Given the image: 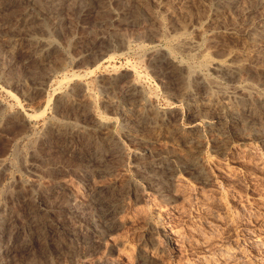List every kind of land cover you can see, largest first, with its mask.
Masks as SVG:
<instances>
[{"label":"rangeland","instance_id":"1","mask_svg":"<svg viewBox=\"0 0 264 264\" xmlns=\"http://www.w3.org/2000/svg\"><path fill=\"white\" fill-rule=\"evenodd\" d=\"M72 1L76 4L64 0L59 13L42 17L43 10L28 0H0V130L4 129L3 134L0 131V264H137L139 252L153 264H230L224 253L236 246L250 259L247 263L264 264V256L248 242L264 227V133L255 138L251 131H264V104L252 93L248 98L234 90L245 80L244 84L264 90V51L247 54L245 36L218 37L213 32L229 27L242 30L264 20V0H241L237 7L220 10L216 9L222 0ZM83 6L88 11L82 13ZM28 11L39 12V18L10 26ZM179 31L199 42L202 51L219 49L223 54L231 49L237 62L245 60L246 69L236 76L206 69L224 95L214 88L209 99V89H196V80H179L183 77L179 73L162 77L151 66L152 46L163 49L166 39ZM9 40L16 45L14 53L12 45L6 44ZM178 51L177 56H185L184 50ZM27 54L35 61L27 63ZM4 68L6 76L1 74ZM120 70L124 75L117 86L104 89L105 79ZM135 72L142 97L152 96L155 111L172 109L154 135L145 133L153 110L146 111V119L137 113L124 116L131 105L129 97L124 99L127 102L118 97ZM76 83L80 84L76 96L86 104L60 105L64 93ZM182 84L192 86L193 94L185 92L192 88ZM32 88L37 92L31 97ZM222 104L251 106L254 115L209 129L208 122L224 117ZM9 115L18 120L16 127L6 121ZM100 118L107 123L102 130ZM109 129L114 138L105 137ZM127 131L137 140L128 139ZM188 152L198 155L201 175L182 164ZM165 160L172 169L163 173L167 189L159 194L149 185L147 173ZM96 187L107 190L118 205L109 216L112 227L107 233L98 234L93 225L74 218L66 221V213L63 216V212H79L92 220L98 209L89 196ZM39 196H46L40 205ZM30 203L33 208H23ZM30 212L59 215L34 216L39 228L30 227ZM21 216L25 218L20 220ZM14 218L19 219L17 225L27 223L28 228L12 237ZM59 221L62 226L41 241L47 225ZM83 233L94 242L93 250L76 245ZM64 236H69L67 242H61ZM219 251L223 256L212 260L210 256Z\"/></svg>","mask_w":264,"mask_h":264},{"label":"bare ground","instance_id":"2","mask_svg":"<svg viewBox=\"0 0 264 264\" xmlns=\"http://www.w3.org/2000/svg\"><path fill=\"white\" fill-rule=\"evenodd\" d=\"M15 1H18V0H15ZM30 1L33 5H36L35 7L40 9V10H43L41 11L40 13L42 14V17L44 14H49V12H55V13H59V11L62 9L63 5L65 4L64 3V0H28ZM70 2H73L72 0H69ZM75 1V0H74ZM79 1V0H78ZM92 1V0H91ZM90 1V2H91ZM96 1V0H95ZM94 1V2H95ZM120 1V0H118ZM123 1V0H121ZM128 1V0H127ZM66 2V1H65ZM85 2V0H84ZM88 2V1H87ZM93 2V1H92ZM97 2V1H96ZM114 2V1H113ZM162 2V1H161ZM241 2V0H222L221 2H219L220 4L217 6L218 9L216 10H220L219 8H222L223 7H227V8H233V7H237L238 6V3ZM74 3V2H73ZM82 3V1H81ZM80 3V4H81ZM99 3V2H98ZM127 4V2H124ZM160 3V2H159ZM164 3V1H163ZM70 4V3H69ZM68 4V5H69ZM76 4V3H74ZM83 4V3H82ZM81 4V5H82ZM67 5V6H68ZM71 5H73L71 3ZM80 5V6H81ZM86 5V4H85ZM84 5V6H85ZM89 5V4H88ZM129 5V4H128ZM168 5V3H167ZM171 5V4H170ZM169 5V6H170ZM174 5V4H173ZM83 6V7H84ZM142 6V5H141ZM87 7V5H86ZM84 7L81 12L84 13L86 11H88L89 8H86ZM90 7V6H89ZM92 7V5H91ZM168 7V6H166ZM180 7V6H179ZM133 8V7H132ZM143 8V6H142ZM175 8V7H174ZM216 8V7H215ZM92 9V8H90ZM172 9V8H171ZM133 10V9H132ZM139 10V9H138ZM143 10V9H142ZM170 10V9H169ZM137 11V10H136ZM184 11V10H183ZM142 13L146 12V11H140ZM139 12V13H140ZM36 13H39V12H24V13H21L22 14V19H18V24L15 23V24H11L10 26L13 28V27H18V25H22V24H25L27 22H30L34 19H37V17L39 18V15H37ZM120 13V12H119ZM136 13V12H135ZM134 13V14H135ZM147 13V12H146ZM121 14V13H120ZM152 14V13H151ZM150 14V15H151ZM158 14V13H157ZM116 15H119V14H116ZM141 15V14H140ZM149 15V16H150ZM160 15V13H159ZM216 15V14H215ZM62 16V15H61ZM149 16H148V19H149ZM58 17V15L56 16ZM138 17V16H137ZM160 17V16H159ZM220 17V15H219ZM218 17V18H219ZM59 18V17H58ZM140 18V17H139ZM142 18V17H141ZM157 18V17H156ZM213 18V17H212ZM216 18V17H215ZM47 19H48V16H47ZM147 19V18H146ZM158 19V18H157ZM214 19V18H213ZM44 20V19H43ZM159 20V19H158ZM46 21V20H45ZM43 22V21H42ZM132 22V21H131ZM152 22V21H151ZM251 22V21H250ZM249 22V23H250ZM22 23V24H21ZM58 23V21L56 22ZM212 23V22H211ZM2 25V24H1ZM159 25V24H158ZM157 25V26H158ZM211 25V24H210ZM249 25V24H248ZM247 25V26H248ZM6 26V25H5ZM7 27V26H6ZM184 27V26H183ZM197 27V26H196ZM195 27V28H196ZM182 28V27H181ZM201 28V27H199ZM242 28H245V27H242ZM241 29V28H240ZM162 30V29H161ZM179 30V29H178ZM182 30V29H181ZM214 30V29H213ZM221 30V29H220ZM220 30H216V31H213L214 32V35L216 36H220V34H231V35H236V36H245L246 37V40H247V46H245L246 48H243L245 49V53L247 54H256L257 52L259 51H264V20L263 19H259L258 21L256 22H253V23H250V25L248 27H246L245 29H242V30H239V29H236L235 27H229V28H225L224 31L225 32H220ZM186 31V30H185ZM188 31V30H187ZM212 31V29L210 30ZM158 32V31H157ZM161 34V31L159 32ZM167 33V32H166ZM173 33V32H171ZM177 33V32H176ZM206 32H204L205 34ZM165 34V33H164ZM163 34V35H164ZM182 33L181 31H179L178 34H174L173 35L171 34V36H168L170 37V41L167 40V43L165 45V47L161 50H158L157 48L153 47L152 46V49L151 51L149 52V56L148 58L150 59V63L151 66H153L154 68L157 69V71L162 75V77H166V78H170L171 76H174L176 74L180 75V77H182L181 79L178 77L177 75V78H179V80H182L183 81H187L189 80L190 78L193 80H196L195 84L193 83V85H196V89L199 88L200 86L201 87H205V88H208L210 92H208L207 94H209V96L207 98L209 99H212V96L214 95V88L216 89V91L220 92L222 95H224L226 92L225 90L222 89L221 86L218 85V83L216 82V80L207 75L206 73V69L208 67H211L213 69H216L218 70L219 72L225 74L226 76H230V75H235L239 72H241L244 68L246 69V63H245V60L244 62L240 60V58L238 59L239 62H237L236 58H235V55L234 54V51H232L231 49H229V51L223 53V54H220L221 52L223 51H220L219 52V49L215 50V51H212V52H207V50H204L202 51L200 48V46L198 45L199 42H195L194 40L190 39L189 36L187 35H183L181 36ZM161 36V35H160ZM200 36V35H198ZM213 36V35H212ZM242 36V37H243ZM163 37V36H162ZM225 37V36H224ZM112 39V38H111ZM206 39V38H205ZM218 39V38H217ZM116 40V39H115ZM165 40V41H166ZM244 41V40H243ZM7 42V41H6ZM117 42V41H116ZM204 42V41H203ZM12 43V40H9L6 44L9 45L11 44L12 46H10L9 48L11 49V52L15 51V46L16 45H13ZM119 43V42H118ZM156 44V43H155ZM244 45V44H243ZM155 46V45H154ZM163 47V46H162ZM244 47V46H243ZM160 48V47H159ZM149 49V48H148ZM184 50L185 51V56L184 57H180L179 55L177 56V51L178 50ZM144 50V49H143ZM213 50V49H212ZM145 51V50H144ZM149 51V50H148ZM179 52V51H178ZM14 53V52H13ZM180 53V52H179ZM183 53V51L181 52ZM264 53V52H263ZM147 54V53H146ZM184 54V53H183ZM246 54V55H247ZM49 55V53H47V56ZM27 58H24L25 61L28 63L29 61H35L33 59H30L28 58V54L26 55ZM248 56V55H247ZM246 56V57H247ZM257 56V55H256ZM255 56V57H256ZM251 57V56H250ZM147 58V59H148ZM252 58V57H251ZM236 59V60H235ZM246 59V58H245ZM243 60V58H242ZM249 61V60H248ZM149 63V62H147ZM248 63V62H247ZM251 63V62H250ZM249 63V64H250ZM254 64V63H253ZM256 64V63H255ZM257 65V64H256ZM150 66V65H149ZM259 66V65H258ZM263 66V65H260V67ZM257 68V66H256ZM259 68V67H258ZM264 69V68H263ZM6 71H8V69H1V74L3 76H6ZM119 71V70H117ZM214 71V70H213ZM114 73V72H113ZM111 74L110 76H108L104 83H103V86H104V89H107V90H112L114 89L116 86H117V83H119V79L121 77H123L124 75V72H122L120 70L119 73H115V74ZM133 74V73H132ZM137 73L135 72V74L133 75V78H131L132 80L127 83L126 86H123L121 88L123 89H120L121 91L119 92L120 96V99L123 101H125L124 99L128 98L129 97V101H130V107L129 109L125 112L124 116H129V115H132V114H135L137 113V115L140 117V118H145V115H146V111H151L153 110L150 114V118L146 121V125H148L146 127L147 132L145 133H148V134H151V135H154L155 132H156V129L158 126H161L163 123H164V116H170L171 113H172V109H169V110H166L165 113H159L157 110L155 111L154 109V106H153V98L152 96H143L144 94V91H143V88H142V85L140 83V80H139V77H138V74L136 75ZM132 76V75H130ZM236 76V75H235ZM247 76V75H246ZM261 76V75H260ZM176 77V76H175ZM231 77V76H230ZM7 78V77H6ZM5 79V78H4ZM174 79V78H173ZM7 80V79H6ZM178 81V79H176ZM79 82V81H78ZM245 81H243L242 84H239V85H236L237 87L234 88V90L238 93H242V94H246V97H248L249 95L254 94L255 95V99L258 103H262L264 104V90H259L257 89V87H255L254 85L252 84H244ZM185 83V82H184ZM174 84V83H173ZM176 84V82H175ZM178 84V83H177ZM176 84V85H177ZM180 84V82H179ZM80 84L76 83L74 84L73 86H71L70 88H68V90L64 93V99L65 101L63 102H60V105H62L63 103H70V105L73 107H78L79 105L81 104H86V101L84 102L83 99L80 100V98H78L76 95V87L79 86ZM181 85V84H180ZM167 86V85H166ZM175 86V85H174ZM182 86L184 88H187L185 87V85L182 84ZM181 86L178 87V89L180 88ZM182 87V88H183ZM194 87V86H193ZM180 88V89H182ZM189 88H192L189 87ZM204 88V89H205ZM259 88V87H258ZM193 89H190L188 90L187 89H184L185 92H187L188 94H193ZM29 91V90H28ZM37 92V89L35 90L34 89V92H33V88L31 89L30 91V96L32 97L34 95V93ZM118 92V91H117ZM146 93V92H145ZM182 93V91H181ZM234 93V92H233ZM184 95V93H183ZM186 95V93H185ZM235 95V94H234ZM238 95V94H236ZM248 95V96H247ZM27 96V95H26ZM63 96V95H62ZM139 96L141 97L140 99L144 98L142 102H139L138 98ZM207 96V95H206ZM226 96V95H225ZM29 97V96H28ZM217 97V95H216ZM227 97V96H226ZM242 97V96H240ZM251 97V96H249ZM248 97V98H249ZM117 99V98H116ZM115 99V100H116ZM79 100V101H78ZM119 100V101H121ZM92 100L89 99L87 100V102H91ZM118 101V100H116ZM122 101V102H123ZM128 101V102H129ZM127 102V101H125ZM223 102V101H222ZM227 101H225L224 103H226ZM116 103V102H114ZM121 103V102H120ZM119 103V105H121ZM201 103H208L206 102V100H202ZM228 103H230L228 101ZM125 104V103H124ZM209 104V103H208ZM212 104V103H211ZM232 104V103H230ZM233 105V104H232ZM232 105H228V104H222L221 106L225 109V115L223 118H221L222 120L218 119L217 121H212V122H208L207 125L209 127V129H213L214 130V127L215 125L219 128H222L223 126H227V124H233L235 122H237L238 119H240V116H243V115H254V112L253 110H251V106L250 108H237L235 106H232ZM251 105V104H250ZM258 106V105H257ZM57 108V107H56ZM66 108V107H65ZM219 108V106H218ZM255 110V109H254ZM86 113V112H85ZM3 114V113H2ZM90 114V113H88ZM167 114V115H165ZM257 114V113H256ZM261 114V113H260ZM86 114H84L85 116ZM148 115V113H147ZM264 115V114H263ZM134 116V115H133ZM135 117V116H134ZM137 117V116H136ZM152 117V119H151ZM221 117V116H220ZM245 117V116H244ZM260 117V116H259ZM264 117V116H263ZM247 118V117H246ZM262 118V117H261ZM6 121L8 120L9 123H14L12 125H18V120L15 121V117L14 116H8L5 118ZM18 119V118H17ZM26 119V118H25ZM133 119V118H132ZM137 119V118H136ZM146 119V118H145ZM4 120V119H3ZM212 120V119H211ZM5 121V122H6ZM135 121V120H134ZM137 121V120H136ZM157 121L160 122V124L158 125ZM7 123V122H6ZM5 123V124H6ZM16 123V124H15ZM137 123V122H136ZM141 123V122H140ZM100 126H101V130L103 128H106V121L101 119L99 120V123H98ZM142 125V123H141ZM144 125V126H146ZM222 125V126H221ZM13 126V127H14ZM130 126V125H129ZM12 127V128H13ZM16 127V126H15ZM137 127V126H136ZM141 127V126H139ZM143 127V126H142ZM261 127V126H260ZM144 128V127H143ZM160 128V127H159ZM158 128V129H159ZM59 129V128H58ZM57 129V130H58ZM162 129V128H160ZM263 129V128H262ZM264 130V129H263ZM1 134H3L2 132L4 131V129L2 128L1 130ZM129 131V130H128ZM127 133L125 132V135H127L130 139V140H133L135 139V135L131 134L130 132ZM149 131V132H148ZM159 131V130H158ZM251 131H254V135H255V138H257L259 135H261L262 133H264V131H261L260 128H253ZM144 132V131H143ZM142 132V133H143ZM188 132V131H187ZM157 133V132H156ZM185 133V132H184ZM190 132H188L187 134H189ZM110 135L111 138H114V135H113V132L111 133V130L109 129L108 132H105V137L108 138V135ZM147 134V135H148ZM224 136V135H222ZM189 137V135H188ZM187 137V140H189L190 142H192V139H188ZM137 140V139H135ZM194 140V139H193ZM198 140V139H197ZM138 142V141H137ZM109 143V142H108ZM189 144V143H188ZM111 148V147H110ZM104 150H107V149H104ZM191 150V149H190ZM108 151V150H107ZM91 155V154H90ZM184 158H186V161L184 162L183 160H181V162H184L182 163L183 165H186V166H192L196 171L197 173H199L200 175L203 173V168H202V164H201V161L198 157V155L195 153H190L188 152L187 154H185L183 156ZM170 160V159H169ZM174 161V160H173ZM82 162V161H81ZM153 163V162H151ZM168 162H166V160L164 162H159V163H156L158 164V168H155L157 169L156 171L154 172H151L149 171L150 173H147L148 175V183L149 185L151 186H155L156 187V192H158L159 194H163L165 193L167 187L164 184V179L165 176L163 175V173L165 174L166 170H170L172 169V167L170 165L167 164ZM147 164V163H146ZM150 166H154V165H151ZM150 166H148V169L151 168ZM148 169L146 170V172L148 171ZM153 169V168H152ZM151 170V169H149ZM171 171V170H170ZM169 171H167L168 173ZM167 173L165 175H167ZM170 173V172H169ZM167 184V183H166ZM59 194L61 193H56L55 194V197H59ZM54 196V195H53ZM90 202H93V204L97 205V209H98V212H95L92 220H86L84 218V216L82 214H79V212H63V216H64V213H66V221H68L70 218H74L76 221H78V223H82L83 225H87L85 224L86 222L89 224V225H93L94 227H96L97 230H95L94 228V232L96 231L98 234L100 233H107L110 229H111V220H109V216H111L110 214L113 213V211L115 210V207L118 206L117 205V202L115 201H111V199L113 200L112 197L109 196V193L107 192V190H105L104 188L102 187H96L95 188V191H92L91 194H90ZM46 199V196H39L38 197V200L36 201V203L38 205H40L41 203H44L43 201H45ZM26 209V207H30V208H33L32 204H28V205H23ZM45 206V205H43ZM37 209H39L37 207ZM67 210H70L67 209ZM21 213V212H20ZM14 214V212H13ZM41 212H30V214H28V220H30V227L34 226V227H39V223L37 222V220L33 219L34 216L36 215H40ZM240 214V213H239ZM258 214V213H257ZM24 215V214H23ZM26 215V214H25ZM41 215H45V216H48V217H51V216H55V215H59V212H53L50 214H48V212H43V214ZM17 216V215H16ZM240 216V215H239ZM27 217V216H26ZM90 217V216H89ZM25 217H22L20 218L23 219ZM239 219V218H238ZM19 219H16L14 218V220L12 221V224H8L9 227L11 225L12 227V235L9 234L10 236L13 237V234L14 235H18L22 229H25V228H28V226L26 225L27 223L25 224H21V225H17ZM232 222V221H231ZM236 222V221H235ZM17 223V224H16ZM237 223V222H236ZM264 224V223H262ZM2 226V225H1ZM0 226V227H1ZM49 226L48 228H45L44 229V232H43V238L41 239L46 241L47 239H49V234L51 233H54L56 232L59 227H61V222L59 221L57 224L55 225H47ZM261 227V226H260ZM2 228V227H1ZM40 228V227H39ZM257 228V227H256ZM176 229V228H175ZM88 230V229H87ZM175 231V230H174ZM10 232V233H11ZM96 233V234H97ZM97 236V235H96ZM99 236V235H98ZM103 236V235H102ZM33 237V236H32ZM31 237V239H32ZM5 239V238H4ZM30 239V238H29ZM62 241L61 242H67L69 240V236H64L61 238ZM34 240V239H33ZM75 240V239H74ZM177 240V239H176ZM0 241H2L0 239ZM6 241V240H5ZM41 241H38L39 243ZM76 241H77V244L76 245H84L83 248L85 249H89V250H93L94 247H95V244L94 242H92L91 240H89V238L83 233L80 235V237L76 238ZM32 242V241H31ZM250 243L251 246L253 247H256L260 252L261 254L264 256V227L262 226L260 228V233L258 235H254L252 236V238L249 239L248 241ZM1 243V242H0ZM25 243V242H24ZM33 243V242H32ZM31 244V243H30ZM29 244V245H30ZM21 245V244H20ZM79 246V247H80ZM93 249H92V248ZM91 248V249H90ZM23 249H25L23 247ZM30 249V248H29ZM242 249V248H240ZM0 250H1V246H0ZM221 250V249H220ZM226 250V249H224ZM223 250V251H224ZM241 250H239V248L236 246V247H233L231 249H227V251H225L224 255L227 256V257H230V260L232 261L230 264H248L247 260L245 257H243V254H241L242 252H240ZM141 254H139L138 256V259H137V264H153V262L151 260H149V257L147 255H143V252H139ZM219 255H222V252L219 251L217 253L214 252V255L210 256L213 260V258H217V256ZM260 255V254H259ZM258 255V256H259ZM223 256V255H222ZM258 256H257V259H258ZM261 256V255H260ZM229 260V259H228ZM215 262V261H214ZM229 262V261H228ZM253 263V262H252ZM250 264V263H249Z\"/></svg>","mask_w":264,"mask_h":264}]
</instances>
